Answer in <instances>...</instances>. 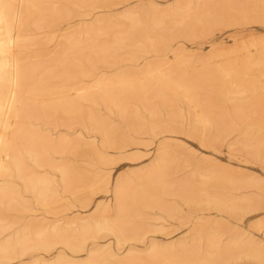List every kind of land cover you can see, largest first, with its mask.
Masks as SVG:
<instances>
[{"label":"rangeland","instance_id":"obj_1","mask_svg":"<svg viewBox=\"0 0 264 264\" xmlns=\"http://www.w3.org/2000/svg\"><path fill=\"white\" fill-rule=\"evenodd\" d=\"M40 1L42 18L19 33L14 53L29 73L17 123L47 145L39 167L23 156L21 173L0 177V243L26 227L22 242L33 245L31 226L71 239L0 264H264V131L252 127H264V0ZM70 62L72 79L52 78ZM118 89L129 92L105 98ZM63 96L73 112L48 107ZM158 163L152 185L138 188ZM33 174L55 187L46 207L25 191ZM116 182L125 187L118 210ZM96 218L119 227L120 241L82 238Z\"/></svg>","mask_w":264,"mask_h":264},{"label":"bare ground","instance_id":"obj_2","mask_svg":"<svg viewBox=\"0 0 264 264\" xmlns=\"http://www.w3.org/2000/svg\"><path fill=\"white\" fill-rule=\"evenodd\" d=\"M39 2L41 1L40 0H0V57H2V55H6L9 58L8 61H6V59L4 58L0 59V177H2L5 174L10 173L11 171H14L17 173L22 171V157L23 156L30 159L31 162L35 164L34 166L36 168L39 167V165L43 163V160H44L41 148L47 145V141H45V139L43 138L40 139L36 137L37 134L35 136L32 132H29L28 130L18 127L17 120H19L20 118H23V114L26 115L25 113L26 103L24 102L25 97H21V96L26 95L27 93V90L29 87L28 86L29 85L28 84L29 73L24 68L18 65V59L16 58V56H14L15 52L16 53L18 52L17 54H20L23 51V48L19 44L20 41L18 40L20 39L19 33L24 32L27 29V26H29L31 23L33 22L38 23L40 18H42L41 12L39 11V6H40ZM175 11H172L171 14L174 15L176 13ZM207 18H208L207 15L199 14L197 17H195V20H194L195 26L200 27V29L202 30L205 29L209 25ZM131 22L132 23L130 25H134L133 21ZM152 22L154 23V21ZM261 22L264 24V16ZM154 25L156 26L157 23ZM11 29H14L16 31L17 33L16 37L11 36V33H10ZM142 30H145V29H142ZM65 46H66V50H71V51L73 50L72 42L66 43ZM65 65L66 66L63 72L60 73V75H55L52 78H55V79L64 78L65 80L72 79L73 78V63L72 62L67 63V64L65 63ZM48 80L49 79L46 78V81ZM214 81L216 82V80ZM175 87H177V85H175V83L170 82V83H166L163 88L164 90L165 89L171 90L172 88H175ZM126 90L127 89H118V91L114 93L107 91L105 93V98L109 100V98H111L112 96L116 94L122 95L124 93H128L129 91H126ZM56 93L57 92H55L53 95L55 96ZM58 94H61L60 96L64 95L63 92H59ZM58 94H56V96ZM53 95L52 96L50 95V96L53 97ZM216 95L220 96L221 92H217ZM64 96L55 102L52 101L49 106L48 104L46 106L50 107V109L54 110L56 113H59V114L60 113L68 114L69 112H73L72 111L73 106L71 103L72 101H70V99L66 101ZM157 96L159 97L163 96V89L162 91L161 90L157 91ZM52 99L50 98L49 102ZM252 127H259L260 131L262 132L264 131V127L262 126L260 127V125L259 126L255 125ZM252 127L247 126L245 129V133L250 132L248 130L252 129ZM15 143H19V144L21 143V147L23 146L22 144H25V146L26 145L27 146L21 148L20 152H17L15 150ZM66 148H67L66 143H60L57 147L58 150L60 149L63 150ZM161 168H162L161 163H158V165H156L155 168L151 172L139 176L136 179V186L146 191V188L152 185V182L150 181L151 180L150 176L155 173H158L161 170ZM60 174H61L62 184H64V187H68L70 174H68V172L65 169H60ZM25 179H26V182H25L26 186L24 187L26 189L25 191L29 193L30 195L32 194L33 196H35L34 201H36V205H39V206L45 205L46 207V204L49 203L48 201L55 198L56 194L53 191V188L55 187L53 186L52 188V183L48 181L46 178L45 179H42L40 177L37 178V176L34 177V174H33L30 176L28 175V177H25ZM7 189L8 188L0 187V206L3 205V203L1 202V197L3 200L4 194L7 193L5 192ZM124 191H125V187H123L121 182L117 183L115 187L113 188L114 202H115V206L117 207V210L120 209L121 206L125 203V192ZM29 228L30 227H27V231H29L28 230ZM51 228H52L51 233L45 236L44 233L41 231L43 228L41 230L40 229L36 230V227L33 228L31 226L30 232L36 231L35 232L36 235H34L36 237L35 239L36 241L35 242L33 241L34 242L33 245L29 244V246L26 245L25 243L26 241L22 242L23 240H25V239L22 240V238H24V235H26L25 234L26 231H24L26 230V227L22 228L23 231L19 230L20 233L19 231H17L16 235L13 236L14 238L16 237L14 240L12 241L6 240V242L0 243V263H6L14 259L13 257L23 256L25 253H28V252L49 251L51 245H53L54 242L56 241H59V242L61 241V243L63 244L65 242L69 243V239H71V238H68L67 236L69 234L67 235L65 234L66 235L65 236L64 233H61L57 228L55 227H51ZM79 230H80L79 233L82 238L88 236L91 232L96 233V234L100 232L111 233L116 237L117 241H120V239L123 237L122 230L119 227H114L112 225L109 226L107 222L98 221L97 218L96 220H93L92 223L81 225ZM156 256L157 255L154 253L153 257H156ZM171 258L176 259L178 257L172 256ZM37 264H44V263L38 261ZM86 264H93V263H86Z\"/></svg>","mask_w":264,"mask_h":264}]
</instances>
